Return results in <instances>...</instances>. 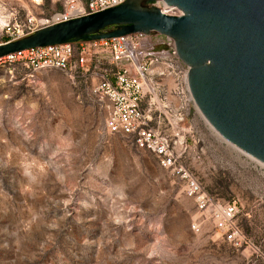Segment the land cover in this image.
<instances>
[{
  "label": "rangeland",
  "instance_id": "obj_1",
  "mask_svg": "<svg viewBox=\"0 0 264 264\" xmlns=\"http://www.w3.org/2000/svg\"><path fill=\"white\" fill-rule=\"evenodd\" d=\"M61 10L0 0V43L8 22ZM107 104L89 77L0 65V264H264L262 163L190 107L191 169L214 201L237 200L247 239L237 248L211 221L192 229L194 199L151 153L107 130Z\"/></svg>",
  "mask_w": 264,
  "mask_h": 264
},
{
  "label": "built area",
  "instance_id": "obj_2",
  "mask_svg": "<svg viewBox=\"0 0 264 264\" xmlns=\"http://www.w3.org/2000/svg\"><path fill=\"white\" fill-rule=\"evenodd\" d=\"M54 1L62 10L51 16L30 15L22 25L8 22L5 27L10 41L126 0ZM154 4L168 14H181L171 6L165 9L164 2ZM174 42L172 36L157 31L81 39L15 51L0 57V65L11 69L21 65L31 72L58 69L73 80L89 77L95 93L108 101L107 130L151 153L194 199L199 215L192 229L199 232L211 221L226 241L240 248L247 239L237 223V200L225 204L214 201L191 169L194 158L189 139L193 137V125L189 109L196 105L188 85L190 67L179 58Z\"/></svg>",
  "mask_w": 264,
  "mask_h": 264
},
{
  "label": "water",
  "instance_id": "obj_3",
  "mask_svg": "<svg viewBox=\"0 0 264 264\" xmlns=\"http://www.w3.org/2000/svg\"><path fill=\"white\" fill-rule=\"evenodd\" d=\"M162 1L181 11L163 12ZM126 0L10 42L9 53L81 39L157 31L175 39L203 116L226 141L264 163V0Z\"/></svg>",
  "mask_w": 264,
  "mask_h": 264
},
{
  "label": "bare ground",
  "instance_id": "obj_4",
  "mask_svg": "<svg viewBox=\"0 0 264 264\" xmlns=\"http://www.w3.org/2000/svg\"><path fill=\"white\" fill-rule=\"evenodd\" d=\"M160 3H162V1H160ZM166 7H169V5L165 4L164 3V8L166 9ZM0 22L3 23L4 20L3 19H0ZM196 105V104H195ZM198 108V107H197ZM199 109V108H198ZM200 111V110H199ZM202 114V113H201ZM203 115V114H202ZM208 121V120H207ZM212 126V125H211ZM213 127V126H212ZM214 128V127H213Z\"/></svg>",
  "mask_w": 264,
  "mask_h": 264
},
{
  "label": "trees",
  "instance_id": "obj_5",
  "mask_svg": "<svg viewBox=\"0 0 264 264\" xmlns=\"http://www.w3.org/2000/svg\"><path fill=\"white\" fill-rule=\"evenodd\" d=\"M6 40H9V39H6Z\"/></svg>",
  "mask_w": 264,
  "mask_h": 264
}]
</instances>
